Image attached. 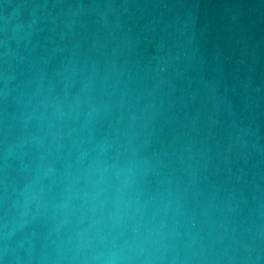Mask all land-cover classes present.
<instances>
[{
  "label": "water",
  "instance_id": "95a60500",
  "mask_svg": "<svg viewBox=\"0 0 264 264\" xmlns=\"http://www.w3.org/2000/svg\"><path fill=\"white\" fill-rule=\"evenodd\" d=\"M0 264H264V0H0Z\"/></svg>",
  "mask_w": 264,
  "mask_h": 264
}]
</instances>
